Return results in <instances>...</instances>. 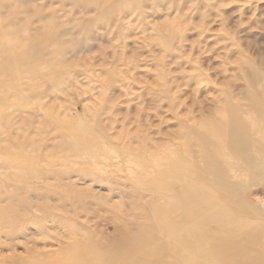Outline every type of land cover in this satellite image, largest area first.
<instances>
[{"label": "rangeland", "instance_id": "rangeland-1", "mask_svg": "<svg viewBox=\"0 0 264 264\" xmlns=\"http://www.w3.org/2000/svg\"><path fill=\"white\" fill-rule=\"evenodd\" d=\"M19 47L14 59H38L7 75ZM0 82V264H50L86 243L154 262L149 208L178 214L155 194L169 187L162 158L176 153L178 196L181 163L203 179L195 139L212 127L224 140L234 118L253 164L226 147L221 162L242 226L264 233V0H0ZM22 158L43 178L21 175ZM19 204L27 220L10 230L4 211Z\"/></svg>", "mask_w": 264, "mask_h": 264}, {"label": "bare ground", "instance_id": "bare-ground-1", "mask_svg": "<svg viewBox=\"0 0 264 264\" xmlns=\"http://www.w3.org/2000/svg\"><path fill=\"white\" fill-rule=\"evenodd\" d=\"M21 51L22 47H19V51L15 50L10 60L3 63L2 69L7 75L12 69L27 64V60L37 58L36 52L30 51L14 59L13 56L20 54ZM9 80L8 77L4 82ZM259 95L264 98V93L261 91ZM254 104L255 111L264 113L262 102ZM235 124L234 118L230 126V134L224 140L216 134L212 127L207 129L212 138L201 135L195 139L204 154L203 176H197L203 179H185L184 175L193 171V168L185 162L181 163L177 184H180L182 189L178 196L171 188L173 184H176V153L174 159L162 158L164 163L159 166L156 174L166 177V180L162 182H169V187H162V190L159 189V192L155 194L168 200L171 204L169 210L178 214L176 221V216H169L165 208L158 209V204L150 206V224L161 234L160 244L157 247L159 249L154 252V262L150 264H166L167 259L170 260V264H176V241L179 242L180 250L177 258L185 259L177 264H264V233L248 230L242 226L240 204L237 205L235 201L236 190L229 184L226 177L227 162H221L224 158L222 149L226 147L231 155L237 157L234 160L240 159L245 164H253L249 155L244 151L245 147H248V142L243 139L239 129L235 128ZM71 135L83 142H88L91 136L90 133L79 129H73ZM262 140L264 141V137ZM262 164L264 165V162ZM14 165L19 167L21 175L35 179H42L44 176L43 172L36 169V163L32 159L22 158V160H16ZM53 188L49 191L50 193L58 192L62 189L61 183ZM11 208L17 209L4 212L6 222L10 225L9 229L13 230V227H17L14 222L18 221L22 224L27 220L25 213L28 211L22 213L20 204L19 206L11 205ZM52 216L53 214H50L47 218ZM164 243L171 246L170 250L162 249L161 246ZM106 249L98 250L92 243L75 244L72 249L56 256L50 264H130L127 262L130 258L126 250L121 251L116 245ZM67 253L68 258H61L67 256ZM27 264L46 263L30 261ZM131 264L141 263L132 261Z\"/></svg>", "mask_w": 264, "mask_h": 264}]
</instances>
